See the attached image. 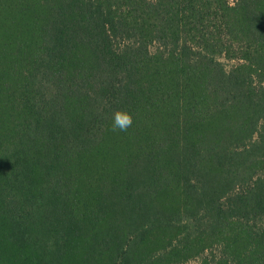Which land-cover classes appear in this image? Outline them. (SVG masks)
<instances>
[{"label": "trees", "instance_id": "1", "mask_svg": "<svg viewBox=\"0 0 264 264\" xmlns=\"http://www.w3.org/2000/svg\"><path fill=\"white\" fill-rule=\"evenodd\" d=\"M196 256L264 264V0H0V264Z\"/></svg>", "mask_w": 264, "mask_h": 264}, {"label": "rangeland", "instance_id": "2", "mask_svg": "<svg viewBox=\"0 0 264 264\" xmlns=\"http://www.w3.org/2000/svg\"><path fill=\"white\" fill-rule=\"evenodd\" d=\"M228 1L233 2V0H228ZM218 58L223 63L226 69L230 68L233 64H235V60L227 59L225 57H218ZM201 258H202L201 256H196L183 264H199Z\"/></svg>", "mask_w": 264, "mask_h": 264}]
</instances>
